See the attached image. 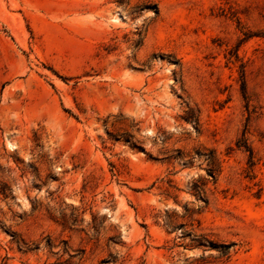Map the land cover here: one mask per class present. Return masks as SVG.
I'll return each instance as SVG.
<instances>
[{
  "label": "rangeland",
  "instance_id": "rangeland-1",
  "mask_svg": "<svg viewBox=\"0 0 264 264\" xmlns=\"http://www.w3.org/2000/svg\"><path fill=\"white\" fill-rule=\"evenodd\" d=\"M0 264H264V0H0Z\"/></svg>",
  "mask_w": 264,
  "mask_h": 264
},
{
  "label": "trees",
  "instance_id": "trees-1",
  "mask_svg": "<svg viewBox=\"0 0 264 264\" xmlns=\"http://www.w3.org/2000/svg\"><path fill=\"white\" fill-rule=\"evenodd\" d=\"M223 248H224L225 251L230 249L229 246H224Z\"/></svg>",
  "mask_w": 264,
  "mask_h": 264
}]
</instances>
